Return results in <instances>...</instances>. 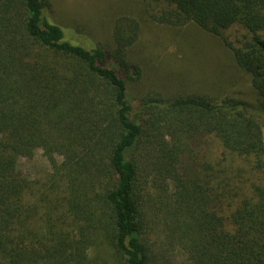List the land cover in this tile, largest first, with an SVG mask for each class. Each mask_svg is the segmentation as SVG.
<instances>
[{
	"label": "trees",
	"instance_id": "1",
	"mask_svg": "<svg viewBox=\"0 0 264 264\" xmlns=\"http://www.w3.org/2000/svg\"><path fill=\"white\" fill-rule=\"evenodd\" d=\"M127 1L219 39L254 101L134 99L135 19L97 46L56 24L49 0H0V264H157L147 238L159 227L188 264H264V0ZM197 135L211 151L185 179ZM36 151L41 180L19 165ZM148 169L173 187L164 207L142 194Z\"/></svg>",
	"mask_w": 264,
	"mask_h": 264
},
{
	"label": "rangeland",
	"instance_id": "2",
	"mask_svg": "<svg viewBox=\"0 0 264 264\" xmlns=\"http://www.w3.org/2000/svg\"><path fill=\"white\" fill-rule=\"evenodd\" d=\"M49 3L48 15L53 21L85 44L90 41L97 46L112 45L115 22L122 17L139 23L138 43L129 53L131 60L142 67L141 78L135 81L125 78L134 99L167 102L193 95L213 98L216 103L229 97L254 101L250 79L237 67L231 52L219 39L196 26L189 24L177 29L158 26L149 20L143 4L127 0H49ZM75 9V15L70 16L68 12ZM229 34L230 42H233L236 34L232 31ZM211 142L203 135H197L188 142L190 152L180 158L179 174L183 178L187 179L192 172V169L188 170L192 167L191 160L202 164L206 158L205 151H211ZM19 165L33 180H41L50 174V166L41 151H36L30 160H21ZM147 174L148 181L142 184L144 198L150 200L153 192V198L159 199L157 203L161 202L164 207L173 193L170 181L156 178L149 169ZM256 179L263 180L264 172ZM158 229L160 231L147 238L151 257L157 264H188L185 254L161 227Z\"/></svg>",
	"mask_w": 264,
	"mask_h": 264
}]
</instances>
